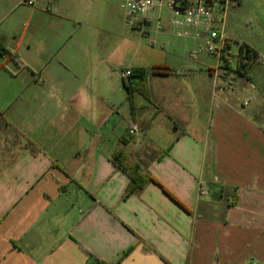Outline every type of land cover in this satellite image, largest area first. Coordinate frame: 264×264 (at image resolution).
<instances>
[{"label": "crops", "instance_id": "0c3cea01", "mask_svg": "<svg viewBox=\"0 0 264 264\" xmlns=\"http://www.w3.org/2000/svg\"><path fill=\"white\" fill-rule=\"evenodd\" d=\"M123 2L0 0V264H264L255 65L193 60L167 22L147 43ZM125 69L148 71L134 109ZM123 150L156 180L128 199Z\"/></svg>", "mask_w": 264, "mask_h": 264}, {"label": "built area", "instance_id": "2783aa9c", "mask_svg": "<svg viewBox=\"0 0 264 264\" xmlns=\"http://www.w3.org/2000/svg\"><path fill=\"white\" fill-rule=\"evenodd\" d=\"M25 2L28 5H34L37 0H25ZM236 2L237 0H124L122 8L130 16L129 26L136 28L143 34L147 33L150 14L166 8L169 11L167 20L163 22L161 15L157 16L159 30H163L167 22L177 36L204 41L203 45L190 53L191 59L195 60L201 54H209L216 57L220 64L237 70L240 48L238 52H234L232 39L219 30L224 18L220 20L217 17L218 14L225 17ZM260 61L261 57L256 60V62ZM234 63H236L235 68L233 67ZM132 74V69L121 71V77L124 80ZM233 80L234 77L229 74L228 83H232ZM251 101V97L245 100L244 106H248ZM139 132L137 124L132 123L129 133L135 135Z\"/></svg>", "mask_w": 264, "mask_h": 264}, {"label": "rangeland", "instance_id": "374dc122", "mask_svg": "<svg viewBox=\"0 0 264 264\" xmlns=\"http://www.w3.org/2000/svg\"><path fill=\"white\" fill-rule=\"evenodd\" d=\"M159 14L163 22L169 17V11L166 8L154 12L152 15L153 23L149 29L151 36L147 37L144 35V40L147 43L155 41V46L161 45L155 37L157 32H161L157 18ZM217 17L220 20L224 18L223 24L219 26L220 32L226 33L236 40L235 42L233 41L234 52L239 51V43L245 42L259 53L261 61L253 63V66H255L253 67L252 75L255 76V83L261 84V87L264 88V0H241L240 5L232 7L225 17L222 14H218ZM205 56H208L207 58L212 65L217 66L218 60L214 56L208 54ZM235 66L236 63L233 64L234 68ZM128 250L120 254L118 263L125 259V253ZM101 261L107 264L104 260Z\"/></svg>", "mask_w": 264, "mask_h": 264}, {"label": "trees", "instance_id": "16d2710c", "mask_svg": "<svg viewBox=\"0 0 264 264\" xmlns=\"http://www.w3.org/2000/svg\"><path fill=\"white\" fill-rule=\"evenodd\" d=\"M7 51L13 59L16 58L15 53L9 50ZM238 56H239V61H238V66H237L236 71L240 75H243V76L249 73L251 69V65L255 63L257 59L260 58L259 53L254 51L246 43H240V51H239ZM153 72L158 73V74L173 73L172 70L166 67L154 68ZM147 75H148L147 70H138L136 72L133 71V74L129 77V80L125 82V88L127 91L128 99L130 100L133 109H134L133 101H134L135 94L137 93L141 94L146 99L150 100V89H149ZM134 77H135V80H133ZM28 146L31 147L32 144L28 143ZM33 152H35V150H33ZM112 162L117 168H119L124 173H126L128 177L130 178V185L125 192L124 199H128L133 194L142 192L149 184L156 183V180L151 175L143 172L141 167L132 160L130 153L125 150L115 153L114 156L112 157ZM133 249H134L133 247L130 248L125 253V257L130 255ZM88 261H89V264H104L103 261L94 257L92 254H89Z\"/></svg>", "mask_w": 264, "mask_h": 264}]
</instances>
